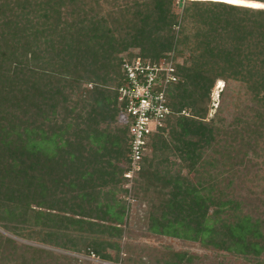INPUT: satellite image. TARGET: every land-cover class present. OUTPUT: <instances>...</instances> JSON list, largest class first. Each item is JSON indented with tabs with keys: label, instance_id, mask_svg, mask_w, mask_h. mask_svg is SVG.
Segmentation results:
<instances>
[{
	"label": "trees",
	"instance_id": "trees-1",
	"mask_svg": "<svg viewBox=\"0 0 264 264\" xmlns=\"http://www.w3.org/2000/svg\"><path fill=\"white\" fill-rule=\"evenodd\" d=\"M251 1L0 0V228L142 264L107 252L118 253L110 239L126 230L129 195L147 203L149 233L264 264V221L232 187L235 161L264 128V0ZM136 58L171 61L177 81L166 89L163 126L121 189L128 137L116 88L122 61ZM218 80L241 83L259 107L226 124L207 118ZM169 155L178 160L172 174ZM193 257L164 248L153 262Z\"/></svg>",
	"mask_w": 264,
	"mask_h": 264
},
{
	"label": "rangeland",
	"instance_id": "rangeland-1",
	"mask_svg": "<svg viewBox=\"0 0 264 264\" xmlns=\"http://www.w3.org/2000/svg\"><path fill=\"white\" fill-rule=\"evenodd\" d=\"M220 1L250 7L256 5L251 0H237V2L234 0ZM175 9L178 10V7ZM258 107L241 83L232 80L227 82L218 80L217 82L215 81L209 94L207 118L216 115L215 119L217 118L221 123L226 124L232 120L234 115L247 114V116H250L252 111ZM117 121L118 124L125 123L121 115H118ZM261 137L257 141L259 144L252 152L246 149L242 150L241 155L235 161L237 162L235 165L237 170L232 187L240 200L244 204L246 202L245 206H248L246 209H250V213L258 215L264 221V201H262V198L264 199V128ZM166 165L168 173L172 174L178 169V160L169 155ZM119 166L124 167V163L121 162ZM185 172V169L180 171L182 174H185ZM132 181H123L120 185L121 189H130ZM127 183L129 186L125 187L124 185ZM123 198L128 203V224L119 239H110V241L118 243L119 247L118 253L114 250H107L111 256L116 254L120 256L124 253L126 257L132 258L134 262L157 264L153 262L154 259L159 258L164 248H169L194 254L190 264H253V260L250 257L221 251L216 252L212 249L201 247L196 242L149 233L146 231L145 224V212L148 209L147 203L137 198H130L129 195ZM7 240L14 241L16 245H19L18 248L11 249L7 244ZM74 253V251L63 250L38 241L13 236L0 228V264H22L21 260L28 264H67L70 262V260H67L69 258L76 264H85V262L92 264L88 261L77 259L73 256ZM259 259H264V251Z\"/></svg>",
	"mask_w": 264,
	"mask_h": 264
},
{
	"label": "built area",
	"instance_id": "built-area-1",
	"mask_svg": "<svg viewBox=\"0 0 264 264\" xmlns=\"http://www.w3.org/2000/svg\"><path fill=\"white\" fill-rule=\"evenodd\" d=\"M121 71L124 82L116 91L118 100L124 104L120 115L127 124L128 137L127 161L122 176L126 182H131L140 168L149 135L163 126V120L169 114L166 89L177 81V76L171 61L164 58L150 63L138 58L130 62L123 60ZM73 256L92 264H124L120 260L101 259L93 253H74Z\"/></svg>",
	"mask_w": 264,
	"mask_h": 264
}]
</instances>
